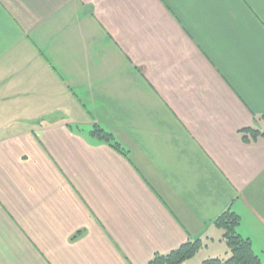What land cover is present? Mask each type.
Returning <instances> with one entry per match:
<instances>
[{
    "label": "crops",
    "instance_id": "1",
    "mask_svg": "<svg viewBox=\"0 0 264 264\" xmlns=\"http://www.w3.org/2000/svg\"><path fill=\"white\" fill-rule=\"evenodd\" d=\"M247 127L264 0H0V264H148L226 209L264 263Z\"/></svg>",
    "mask_w": 264,
    "mask_h": 264
},
{
    "label": "trees",
    "instance_id": "2",
    "mask_svg": "<svg viewBox=\"0 0 264 264\" xmlns=\"http://www.w3.org/2000/svg\"><path fill=\"white\" fill-rule=\"evenodd\" d=\"M243 130L250 133L251 139L264 136V132L253 128L247 127ZM90 134L99 140L108 142L116 149H121L120 143L114 138V135L97 124H94ZM243 138L249 140L247 136H243ZM213 223L223 231L222 239L225 240L230 255L226 259L209 257L203 260V264H264L252 248L249 238L238 233L236 228L240 223V216L236 212L226 209L214 219ZM203 245L200 239L188 240L165 254H155L148 264H180L192 258Z\"/></svg>",
    "mask_w": 264,
    "mask_h": 264
},
{
    "label": "rangeland",
    "instance_id": "3",
    "mask_svg": "<svg viewBox=\"0 0 264 264\" xmlns=\"http://www.w3.org/2000/svg\"><path fill=\"white\" fill-rule=\"evenodd\" d=\"M107 130V128H105ZM220 231L217 230L213 233L210 240H208V246H203L197 253L198 259H206L209 257H218L226 259L229 257V249L225 243V240L221 239Z\"/></svg>",
    "mask_w": 264,
    "mask_h": 264
}]
</instances>
